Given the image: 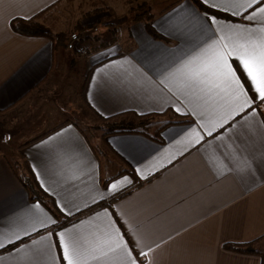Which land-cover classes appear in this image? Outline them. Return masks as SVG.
<instances>
[{"label":"crops","instance_id":"0c3cea01","mask_svg":"<svg viewBox=\"0 0 264 264\" xmlns=\"http://www.w3.org/2000/svg\"><path fill=\"white\" fill-rule=\"evenodd\" d=\"M70 2L0 0V117L16 114L36 87L61 76L64 61L63 56L56 63L58 52L48 37L17 33L11 21L36 18L57 32L53 24ZM231 2L209 0L221 5L220 11ZM151 13L162 38L152 36L144 21L131 19L120 37L82 60L81 91L88 117L135 121L141 114L158 113L172 118L158 126L156 136L148 130V135L115 133L101 135L94 144L78 123L69 121L32 141L61 121L27 140L32 142L22 149L23 159L40 187L65 215L83 212L60 227L49 222L57 220L40 201L29 198L18 169L0 151V250L16 244L0 252V264H65L56 233L69 230L90 248L112 229L137 264H264V239L260 254L224 247L264 234V102L254 99L208 136L197 125L214 123L227 100L160 83L173 61L199 43V24H211L215 16L221 24L258 28L262 19L245 20L243 13L235 19L218 17L193 0H175ZM195 13L199 17L194 19ZM192 129L204 140H192ZM12 136L0 128V143ZM116 181L117 188L110 190ZM100 202L105 204L94 208ZM94 255L87 264H127L122 249Z\"/></svg>","mask_w":264,"mask_h":264},{"label":"snow or ice","instance_id":"6c2138e0","mask_svg":"<svg viewBox=\"0 0 264 264\" xmlns=\"http://www.w3.org/2000/svg\"><path fill=\"white\" fill-rule=\"evenodd\" d=\"M200 2L211 8L221 9V5L210 4L209 0ZM222 10L231 11L233 16L243 13V19L249 21H256L260 17L262 23L258 28L245 24L225 25L217 21L215 16L211 17V24H199L200 37L196 47L191 53L177 57L160 81L161 84L167 81L178 91L196 90L210 98L227 100L214 123L197 125V129L204 130L208 136H211L217 127L222 128L227 124L238 111L249 108L254 99L264 102V0H232ZM196 17H199V13H195L194 19ZM204 19L209 18L205 15ZM212 25L216 27L213 29ZM233 59L237 62L236 68L233 67ZM237 68L240 70L239 74ZM241 76L246 78L248 88L245 87ZM249 90L253 93L252 97L248 95ZM176 111L180 112V109L177 108ZM197 114L193 109L192 115ZM197 129H192L191 134L192 140L199 143L204 140V136L200 135ZM118 184L119 181H116L108 187L110 190L116 189ZM49 222L56 223L53 220ZM40 226L44 227L42 222ZM56 235L59 237L65 264H87L89 259L97 258L94 253L104 256L107 252L121 249L126 254L127 264H137L115 229L105 233L90 248H84L69 230ZM140 255L144 256L145 253L141 252Z\"/></svg>","mask_w":264,"mask_h":264},{"label":"rangeland","instance_id":"374dc122","mask_svg":"<svg viewBox=\"0 0 264 264\" xmlns=\"http://www.w3.org/2000/svg\"><path fill=\"white\" fill-rule=\"evenodd\" d=\"M173 1L175 0H72L69 3L53 27L57 32L76 34L82 31L83 34L81 39H68L69 46L61 47L56 53V63H59L64 56L61 76L49 78L36 87L24 101L23 108L16 114L13 111L0 117V128H8L13 135L9 141L4 138V142L0 143V151L19 173L24 166V159L20 154L23 148L20 149V146L49 126L65 119L78 123L90 140L98 144L105 127L100 118L88 117L89 110L81 97L82 60L88 59V55L103 41L115 35L120 37L121 29L127 26L138 10L146 9L151 13L152 9H159ZM57 6L60 8V5ZM81 26L85 30H82ZM50 29L53 31L52 28ZM43 110L45 112H40ZM162 116L158 113L138 116L135 121H146V130L155 133L163 121L172 118L170 115ZM37 118H41L40 122L32 125ZM26 126L27 129L21 131Z\"/></svg>","mask_w":264,"mask_h":264},{"label":"trees","instance_id":"16d2710c","mask_svg":"<svg viewBox=\"0 0 264 264\" xmlns=\"http://www.w3.org/2000/svg\"><path fill=\"white\" fill-rule=\"evenodd\" d=\"M194 3L201 8L202 10L212 13L218 17H223L226 19H235L233 15H230L226 12L211 8L208 5L202 4L200 0H193ZM135 21H144V25L146 30L154 37L162 38V35L154 28L152 24V14L149 10L144 9L143 11L138 10L132 17ZM11 27L12 29L20 33L22 35L26 36H44L48 37L53 44V50L54 52H58L61 47L63 46H69V43L67 42L68 39L74 38V39H81L83 32L79 31L76 34H72L69 32L59 31V32H53L49 27L38 21L36 18H30V19H23V18H16L11 21ZM82 30L84 29L82 26L80 27ZM85 30V29H84ZM113 39H109L106 41H103L101 45L106 46L112 43ZM43 81V80H42ZM39 85V84H38ZM25 97V96H24ZM81 97L86 105L87 102L83 96V93L81 91ZM150 114H156V113H149V114H141L139 117H144ZM99 118L103 121V125L105 127V131L102 134V139L105 138L107 135L115 134V133H123V132H141L143 134L148 135V132L146 131V121H126V120H114V116H108V117H102L99 116ZM70 120L66 119L62 121L60 124L56 125L49 131L43 133L39 137L33 139L32 141L39 139L40 137L46 135L47 133H50L52 131H55L56 129L60 128L61 126L68 123ZM170 123V121L166 122L165 124ZM162 126L156 129L154 136L158 135L159 130ZM32 141L26 142L24 145L20 146V149L24 148L26 145L30 144ZM21 156L24 158L22 152L20 151ZM128 173L133 177L134 180H137L135 174L132 170H128ZM19 179L23 183L25 189L29 193V198L32 200H38L40 201L56 218V227H60L63 225H66L72 221H75L78 219L81 215H83V212L74 216H68L62 213L57 206L55 205V202L53 200V197L49 195L44 189L40 187L38 182L36 181L31 168L26 160H24V166L22 171L18 174ZM106 181H102V184H105ZM105 204V202H100L94 208H97L99 206H102ZM264 239V234L246 241V242H226L224 244V247L228 250L239 252V253H246V254H260L261 251L258 249V244L261 242V240ZM16 244H12L10 246H7L6 248L0 250V252L7 250L9 248L14 247Z\"/></svg>","mask_w":264,"mask_h":264}]
</instances>
